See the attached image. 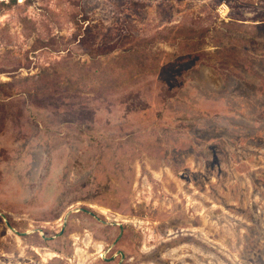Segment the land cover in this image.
<instances>
[{
  "label": "rangeland",
  "instance_id": "obj_1",
  "mask_svg": "<svg viewBox=\"0 0 264 264\" xmlns=\"http://www.w3.org/2000/svg\"><path fill=\"white\" fill-rule=\"evenodd\" d=\"M0 264H264V0L0 1Z\"/></svg>",
  "mask_w": 264,
  "mask_h": 264
},
{
  "label": "trees",
  "instance_id": "obj_2",
  "mask_svg": "<svg viewBox=\"0 0 264 264\" xmlns=\"http://www.w3.org/2000/svg\"><path fill=\"white\" fill-rule=\"evenodd\" d=\"M175 39H180V37L177 36V37H175ZM130 43H131V47L130 48H127L126 50H130L131 51L133 49H136L139 46V43L138 42H130ZM125 46H126V44H123L122 46H115V48L125 47ZM111 51H113V49L108 50V52H106V53H110Z\"/></svg>",
  "mask_w": 264,
  "mask_h": 264
},
{
  "label": "bare ground",
  "instance_id": "obj_3",
  "mask_svg": "<svg viewBox=\"0 0 264 264\" xmlns=\"http://www.w3.org/2000/svg\"><path fill=\"white\" fill-rule=\"evenodd\" d=\"M0 1H10V0H0Z\"/></svg>",
  "mask_w": 264,
  "mask_h": 264
},
{
  "label": "water",
  "instance_id": "obj_4",
  "mask_svg": "<svg viewBox=\"0 0 264 264\" xmlns=\"http://www.w3.org/2000/svg\"><path fill=\"white\" fill-rule=\"evenodd\" d=\"M28 232H25L24 234H27ZM123 257H124V254H123Z\"/></svg>",
  "mask_w": 264,
  "mask_h": 264
}]
</instances>
